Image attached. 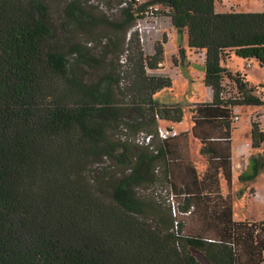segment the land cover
I'll return each instance as SVG.
<instances>
[{
	"label": "trees",
	"instance_id": "obj_1",
	"mask_svg": "<svg viewBox=\"0 0 264 264\" xmlns=\"http://www.w3.org/2000/svg\"><path fill=\"white\" fill-rule=\"evenodd\" d=\"M57 1L59 27L48 0H0V264H264V218H233L230 169L234 108L263 105L264 84L227 66L237 55L264 68V11H218L217 0H105L117 9L98 19L89 0ZM149 4L165 6L190 50L204 53L211 99L190 107L208 156L201 178L176 150L186 132L156 136L153 148L129 139L184 119L181 104L154 97L173 85L159 65L167 35L151 52L133 29ZM97 20L111 31L98 40L99 56L89 29ZM71 30L83 39L62 33ZM263 141L252 118L253 148ZM249 162L242 180L264 169V150ZM181 167L188 182L176 177Z\"/></svg>",
	"mask_w": 264,
	"mask_h": 264
},
{
	"label": "rangeland",
	"instance_id": "obj_2",
	"mask_svg": "<svg viewBox=\"0 0 264 264\" xmlns=\"http://www.w3.org/2000/svg\"><path fill=\"white\" fill-rule=\"evenodd\" d=\"M105 1V0H103ZM148 0H140L144 2ZM51 8V14L54 18L55 24L59 27L61 18L60 12L62 6L57 0H48ZM217 8L220 11L228 10H243V11H264V0H217ZM110 10V9H109ZM167 8L159 5V18L158 25L161 27V31L153 35V38L146 44V51L153 52L154 43L159 40L163 41V34L167 35V41L164 43L165 48V70L172 78L173 85L171 88H163L155 94V99L162 103H179L185 107V115L183 122L177 124L179 129H183L190 121L189 108L195 102L206 101L209 98L210 89L204 84V54L202 52L190 51L187 43V35L185 33L180 34L175 27H172L170 19L165 15ZM109 13L103 9L95 8L91 13L96 18H101L102 14ZM172 27V28H171ZM95 35L97 40V46L94 49L96 56L101 53V44L98 42L104 36H109L111 31L103 23L97 20V22L90 24L89 28ZM171 29V30H170ZM63 34L68 36L71 40H82L83 36L80 32L76 31H62ZM168 33V34H167ZM124 44L120 47L119 51L125 49ZM183 47L185 49V57L179 52V49ZM116 54L110 56L115 58ZM236 58V55H233ZM116 59V58H115ZM176 62L175 63V60ZM229 62V61H228ZM237 64H241V61L234 59V62H230L229 65L237 67ZM258 64H254V68H257ZM101 70H97L95 75L101 74ZM255 78L261 77V72L257 69L252 72ZM224 94L227 97H234L238 95L235 82L230 79L224 80ZM260 90H262L260 88ZM241 114L242 124L244 125L235 133L234 143L236 148L242 152L247 153L252 149V140L246 145L248 129L245 128L250 124V113L252 118L260 119V115L264 112L263 107L244 106L237 107L235 109ZM250 132V130H249ZM196 145L193 143V151L196 150ZM262 150H264V141L262 143ZM250 168V167H249ZM251 168L249 169V172ZM235 188L232 193L235 194L234 212L236 219H254L260 220L264 218V169H262L252 182H235ZM235 191V192H234ZM243 194V195H241ZM245 194V195H244ZM237 195V197H236ZM198 258L203 260V254L195 252ZM204 261V260H203Z\"/></svg>",
	"mask_w": 264,
	"mask_h": 264
},
{
	"label": "crops",
	"instance_id": "obj_3",
	"mask_svg": "<svg viewBox=\"0 0 264 264\" xmlns=\"http://www.w3.org/2000/svg\"><path fill=\"white\" fill-rule=\"evenodd\" d=\"M216 9L218 11H220L217 8V4H216ZM171 26L174 27L173 25H171ZM184 33L187 35L186 32H184ZM187 43H188V37H187ZM190 51H193V50H190ZM165 52H164V54H165ZM234 59H237V60L241 61V64H237L236 65L237 67H235V68L232 67L231 65H229L230 62H234ZM228 61L229 62H227V66L233 72L238 70L241 73H243L245 75L246 79L251 84H253V85H258L260 83L264 84V68L260 66L259 62L256 59H254V58L243 59V58L238 57L236 55V58H233V56H232ZM254 64H258L257 68H254ZM161 67H162L161 71L167 72L165 70V55H164V60H163V64L161 65ZM255 69H257L259 72H261V77L259 76L258 78H255L253 76L252 72H254ZM168 88H171V87H168ZM208 99H211V92L209 93V98ZM237 107L234 108V114L235 115H234V118H233L234 122H233V129H232L231 168H230L231 169V182H232L231 198H232L233 212H234V202H235V194L236 193H232V190L235 188L234 187L235 186V182L236 181H239V182H252L253 180H255V179H253V180H242L240 178V176L242 174H244L245 172L246 173L249 172V169H250L249 168V164H250L249 159L252 156V154L257 153L258 151H263L261 149L262 145L257 150H255L253 148V146H252V149L250 151H248L247 153H244L239 148L238 149L236 148L235 143H234L235 133L244 126L242 124V121H241L242 120V118L240 116L241 114H239L237 111H235V109ZM253 107H263L264 108V104L260 105V106H253ZM189 110H190V108H189ZM184 115H185V107H184ZM235 116H238L239 118L236 119ZM260 117H261V120L259 119L260 123L264 124V112L260 115ZM190 121H191V123L187 124V126H185L183 129H179L178 126H177V124H180L183 121H181L180 123H173L177 127L179 132H186V133H184V135H182L180 137V141L182 143V146L177 148L176 150H177V152L179 154L187 155L189 157V159L191 160L193 166L197 170V174H198L199 178H201L202 174L205 172V170L207 169V166H208V156L201 152V150H200L201 149V142H200L199 138L196 137L191 131V128H192V125H193L192 120H191V110H190ZM245 128L248 129L247 136H249V137H248L247 142H246V145L248 146V142H250V140H252V116H251V113H250V124H248ZM249 130H250V132H249ZM193 143L197 146L196 150H194V151H193V148H192V144ZM175 166L177 167V165H173L172 167L174 168ZM174 172L176 174V177L178 175L181 176V181L182 182H188L189 179L186 176V170L184 169V167H181L180 172L178 170H175V169H174ZM218 176H219V182H221V185H222V189H223L224 195H226V193L228 192V187H227V184H226L227 180L224 177V174L222 173V169H220ZM241 195H243V194H241ZM236 197H237V195H236ZM233 218L236 219L235 218V212L233 214ZM236 220H243V219H236Z\"/></svg>",
	"mask_w": 264,
	"mask_h": 264
},
{
	"label": "built area",
	"instance_id": "obj_4",
	"mask_svg": "<svg viewBox=\"0 0 264 264\" xmlns=\"http://www.w3.org/2000/svg\"><path fill=\"white\" fill-rule=\"evenodd\" d=\"M140 1V0H138ZM90 3L95 4L100 9H103L107 12H110L112 10H116L117 8H112V10H109L108 5L103 0H89ZM126 4V1H124L121 6H124ZM159 6L156 4H149L145 8V12L143 13V17H139L133 27L134 30L137 31L140 42L143 45H146L151 38H153V35L156 33H159L161 31V25H158V13ZM122 61L124 60V57L122 58ZM163 62H160L159 65H162ZM158 120H160L159 116H157ZM235 118H239L238 116H235ZM260 128L264 131V124L260 123ZM179 134V130L173 123H167L163 124L159 122L157 125V129L155 132H149L145 130H141L137 132L136 134L129 137L130 140L143 145V146H149V148H153V141L156 136L159 138H168L172 136H176ZM172 196L169 195L168 199L169 201L172 200Z\"/></svg>",
	"mask_w": 264,
	"mask_h": 264
}]
</instances>
